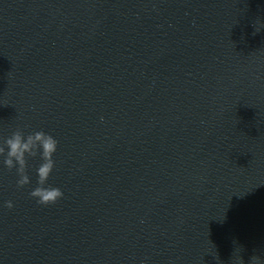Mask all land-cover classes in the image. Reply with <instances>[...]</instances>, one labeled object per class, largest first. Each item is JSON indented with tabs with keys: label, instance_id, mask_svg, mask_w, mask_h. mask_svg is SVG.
<instances>
[{
	"label": "water",
	"instance_id": "obj_1",
	"mask_svg": "<svg viewBox=\"0 0 264 264\" xmlns=\"http://www.w3.org/2000/svg\"><path fill=\"white\" fill-rule=\"evenodd\" d=\"M18 128L58 141L63 197L0 157V264L264 259V0H0Z\"/></svg>",
	"mask_w": 264,
	"mask_h": 264
},
{
	"label": "clouds",
	"instance_id": "obj_2",
	"mask_svg": "<svg viewBox=\"0 0 264 264\" xmlns=\"http://www.w3.org/2000/svg\"><path fill=\"white\" fill-rule=\"evenodd\" d=\"M58 141L50 134L44 131H35L25 134L21 129H17L12 134L0 142V157L3 158V164L9 170L15 169L18 179V187H24L30 183V177L27 174L29 158H39L41 163L36 168L37 187L29 195L40 205L55 204L63 197L61 189L52 186H46L50 175L52 174L55 161L54 154L57 151ZM6 206L11 209L13 204L8 201ZM250 264H264V259L259 256H253Z\"/></svg>",
	"mask_w": 264,
	"mask_h": 264
}]
</instances>
